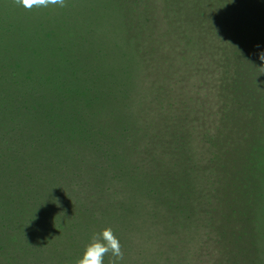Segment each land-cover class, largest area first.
<instances>
[{
    "label": "rangeland",
    "instance_id": "obj_1",
    "mask_svg": "<svg viewBox=\"0 0 264 264\" xmlns=\"http://www.w3.org/2000/svg\"><path fill=\"white\" fill-rule=\"evenodd\" d=\"M65 2L0 0V253L18 258L6 264H39L37 232L40 262L74 264L104 227L120 264H264L230 192L235 179L264 194V45L241 29H264V6L231 20L219 16L228 0L187 14L174 0ZM33 147L62 154L20 172L1 164ZM71 154L84 163L59 170Z\"/></svg>",
    "mask_w": 264,
    "mask_h": 264
},
{
    "label": "trees",
    "instance_id": "obj_2",
    "mask_svg": "<svg viewBox=\"0 0 264 264\" xmlns=\"http://www.w3.org/2000/svg\"><path fill=\"white\" fill-rule=\"evenodd\" d=\"M147 1V0H145ZM163 1V10L167 8L168 4L170 3L171 0H162ZM176 2V5L179 7H183V10L185 11V13H191V12H197L195 10V6L197 3H201L203 2L210 4V6L214 5V1H218V0H174ZM228 4L225 5L224 7L221 8V10L219 11V16L222 17L223 15H227L229 18H231L232 20V16L233 14H231L230 12H232L233 10H239L241 11L242 15L243 13L247 12V9L244 7L245 4L250 5V8L248 7V9L253 10V8L256 9L257 6H259V10H261V7L264 6V0H228L227 2ZM244 4V5H243ZM228 8V9H227ZM227 11V13H226ZM200 12V11H199ZM198 13V12H197ZM217 13V12H216ZM229 13V14H228ZM152 16L146 9L145 13L142 14L143 17V22H140L141 25H143V27H145L144 24H148L149 17ZM264 22V20H263ZM215 21H212L213 27L215 25ZM184 24L183 21H179L176 23L175 28L178 31H182L184 30ZM233 24H234V19H233ZM264 24V23H263ZM199 25V23H198ZM240 24H237L236 26H238ZM261 27V26H260ZM257 28L256 32L251 31L246 32L245 34L243 33L244 31H250L247 29H244V27L241 26L242 29V34L246 37L251 36V40H254V42H257L259 40L260 42V47H262V45H264V29L261 28ZM264 27V26H263ZM236 32H238L237 30H235ZM240 33V32H239ZM212 34H218V30L216 28H213L212 30ZM252 34V35H250ZM256 36H260V38H257ZM248 48V47H247ZM236 86H234V91H237ZM19 129H23V126L21 125ZM238 149V148H237ZM239 150V149H238ZM264 151V149H263ZM62 154V150L58 149L57 151L51 152L49 150H45L44 152L39 149V147H33V149H23V150H14V151H8L4 150L3 154H2V158L3 161L1 162L2 165L6 166L7 170H14V171H23V169H25L26 164L32 162L35 159H39V158H45V156H50L53 155L54 157H61ZM71 158L68 160L67 164H65L66 166V170H65V166L60 164V168L59 170H63L66 171V173H71L73 171H75L76 167H78L79 165L84 163V159H79L77 158V155H73L71 154ZM18 162H20L22 165L17 167ZM14 164L13 168L10 166ZM252 171L250 169H248L247 172ZM50 175V173H49ZM48 176V175H47ZM49 177V176H48ZM37 180H39V177L37 178ZM230 180V185L234 188L232 189L230 192H232V194H236L238 197H242V205H243V215H242V219L244 220V222L247 225L248 228V232L251 234V237L254 236L257 237L256 241L260 240V242L264 243V194H259L256 195L255 189H258V185L256 186L255 184H247L244 182V186L241 184V186H239L237 184L236 181ZM49 181V179H48ZM41 182V180H39V183ZM13 192V191H12ZM19 189L17 191V194L13 192V194L18 195ZM251 194L252 196H250L249 194ZM253 196H259L258 199H254L252 198ZM39 200V198H37ZM42 210L37 214L39 216L38 221L35 220V222H37L38 226L40 227V229L47 231L45 229V227H41L40 224V220H42L40 218V215L43 213V211H45L46 213L54 212V209H50L49 206L50 204H48L47 202H42ZM258 207V213L253 212V208ZM9 215V214H8ZM45 216V213H44ZM6 217L8 219V216L6 214ZM34 221V219H33ZM34 222V223H35ZM33 236L34 240H38L39 241V245L37 246V249L35 251H38V254H29V256H34L36 257V260L39 264H43V262L40 261H44V259H47L49 255H46L48 252L46 250H44V248H42V245L44 242H47L46 240H43L41 237H39V233H34L31 234ZM36 237V238H35ZM69 240V239H68ZM256 241H248L245 244L252 246L253 242ZM45 244V243H44ZM41 246V247H40ZM7 247V246H6ZM23 248L25 249V247L23 246ZM42 250L44 252V254H41ZM257 250L254 249H250L247 250V248L245 249V251H242V256L245 253L251 254L250 255V259L254 257V255L258 252H256ZM13 252L14 251H10V250H6L2 253H6L7 255L3 256V254L0 253V259L2 261H0V264H6V260L7 259H18L17 257H13ZM238 253V252H237ZM3 256V257H2ZM57 256V255H56ZM78 257V255H77ZM252 260V259H251ZM2 262V263H1ZM46 264H51L49 262H45Z\"/></svg>",
    "mask_w": 264,
    "mask_h": 264
},
{
    "label": "clouds",
    "instance_id": "obj_3",
    "mask_svg": "<svg viewBox=\"0 0 264 264\" xmlns=\"http://www.w3.org/2000/svg\"><path fill=\"white\" fill-rule=\"evenodd\" d=\"M13 3L28 11L33 9L66 7L65 0H13ZM262 62L259 74H264V51L258 53ZM59 203L58 201H56ZM111 255L109 264H120L124 258V252L119 238L115 235L111 227H104L99 232L93 233L89 243L84 247L82 255L74 264H104V257Z\"/></svg>",
    "mask_w": 264,
    "mask_h": 264
}]
</instances>
